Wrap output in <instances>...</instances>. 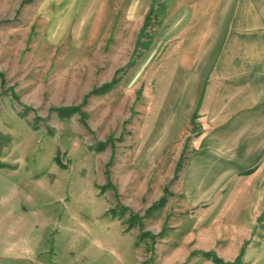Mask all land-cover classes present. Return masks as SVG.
<instances>
[{"label":"rangeland","instance_id":"374dc122","mask_svg":"<svg viewBox=\"0 0 264 264\" xmlns=\"http://www.w3.org/2000/svg\"><path fill=\"white\" fill-rule=\"evenodd\" d=\"M160 1L140 34L130 0H0V264H264L253 195L179 189L199 125L187 149L170 130L184 34Z\"/></svg>","mask_w":264,"mask_h":264},{"label":"crops","instance_id":"0c3cea01","mask_svg":"<svg viewBox=\"0 0 264 264\" xmlns=\"http://www.w3.org/2000/svg\"><path fill=\"white\" fill-rule=\"evenodd\" d=\"M130 2L132 16L147 12L140 34L144 33L145 19L153 13L154 6L166 4L160 0ZM146 3H150L148 9ZM169 3L170 16L176 21L164 30V35L184 34L178 39L179 46L171 50L177 53L175 57L185 72L171 105L170 130L175 135L181 133L182 147L187 149L188 126L195 129L199 125L179 189L189 203L198 204L225 190L230 183L232 194L253 195L250 208L256 201V208L262 211L264 0ZM164 14L165 11L155 15ZM180 27H184L183 32Z\"/></svg>","mask_w":264,"mask_h":264},{"label":"trees","instance_id":"16d2710c","mask_svg":"<svg viewBox=\"0 0 264 264\" xmlns=\"http://www.w3.org/2000/svg\"><path fill=\"white\" fill-rule=\"evenodd\" d=\"M150 15L151 13L147 16V18L145 19V23H144V27H146L148 25V22L150 20ZM134 61V60H133ZM133 62H131L132 64ZM110 86V84L104 85L103 88H108ZM102 88V89H103ZM182 168V159H180V161L178 162V165L176 167V175L174 176V178H177V173L180 171V169ZM168 192V187L165 188V194L162 196V198H160V202L165 201V197H166V193ZM157 205V204H156ZM206 254L209 255V257H211L217 264H240V257L242 256V252L239 254L238 258L235 261H230V262H226L225 260H223L222 258L218 257L217 255H215L214 252L210 251L207 252ZM182 264H187V261L182 263Z\"/></svg>","mask_w":264,"mask_h":264}]
</instances>
